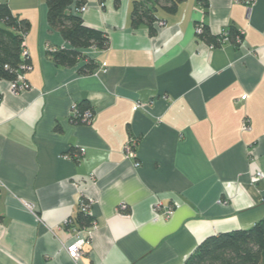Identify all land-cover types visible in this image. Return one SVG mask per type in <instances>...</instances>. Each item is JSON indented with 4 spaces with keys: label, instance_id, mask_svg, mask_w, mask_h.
I'll list each match as a JSON object with an SVG mask.
<instances>
[{
    "label": "crops",
    "instance_id": "crops-1",
    "mask_svg": "<svg viewBox=\"0 0 264 264\" xmlns=\"http://www.w3.org/2000/svg\"><path fill=\"white\" fill-rule=\"evenodd\" d=\"M0 2L30 21L32 65L28 90L0 81V264H185L207 237L264 218V176L253 181L264 175V0L159 8L155 34L132 26L135 0H85L84 24L109 45L73 67L52 58L71 45L45 0ZM198 24L228 38L214 47ZM88 60L97 67L82 74ZM83 102L94 119L74 123ZM131 138L139 167L124 152ZM82 200L88 227L72 221ZM93 225L71 258L67 246Z\"/></svg>",
    "mask_w": 264,
    "mask_h": 264
},
{
    "label": "trees",
    "instance_id": "trees-1",
    "mask_svg": "<svg viewBox=\"0 0 264 264\" xmlns=\"http://www.w3.org/2000/svg\"><path fill=\"white\" fill-rule=\"evenodd\" d=\"M185 0H135L131 23L134 28L146 26L155 34L156 12L159 8L174 12L178 4ZM48 6V22L52 29L61 32L71 48L58 49L51 53L58 66L73 67L81 60H86L83 50L108 48V36L99 30L84 24L80 14L74 8L85 4V0H45ZM31 29L29 20L14 14L7 3L0 2V81H15L17 71L23 63L22 51L25 36ZM239 31L231 26L228 36L235 40ZM199 37L212 46H220L223 36H213L208 27L203 25ZM31 64L30 59L27 61ZM97 67L88 60L80 69L82 74H89ZM2 95L0 93V103ZM89 104H80L81 110ZM80 227L92 225L93 219L80 212L72 220ZM185 264H264V218L249 229H237L207 237L189 257Z\"/></svg>",
    "mask_w": 264,
    "mask_h": 264
},
{
    "label": "built area",
    "instance_id": "built-area-1",
    "mask_svg": "<svg viewBox=\"0 0 264 264\" xmlns=\"http://www.w3.org/2000/svg\"><path fill=\"white\" fill-rule=\"evenodd\" d=\"M254 0H246L247 5L253 4ZM87 6L81 5L80 7L75 8V13L81 14L84 11H86ZM197 35H201L203 33V24H198L196 28ZM224 40H226L228 37L226 34H223ZM22 58L23 63L21 64L19 71H17V79L15 81L10 82L11 88L13 92L19 93L23 92L25 90H28L30 88V84L25 79V72H28L32 69V65L28 64L27 61L30 59L29 52L27 51L24 42H23V51H22ZM140 106V105H139ZM95 112L93 109L88 108L86 110H81L80 105L78 103H74L71 107V121L74 123H82V124H88L91 123L94 119ZM243 130H249L250 125L249 122L246 120L243 123ZM136 146H137V140L134 138L129 139L127 144L125 145L124 152L126 154L127 159L136 160L135 166L139 167L141 165L140 161L138 160V155L136 152ZM85 148H80V153H85ZM65 158H71L69 155H65ZM263 173L261 171L256 172L253 181L258 182L260 179L263 178ZM0 191H1V184H0ZM30 207V205H28ZM161 205H158L160 207ZM121 210H126L127 205L122 204ZM173 208V209H172ZM81 209L84 213H87L89 211V203L85 200L81 201ZM174 207H168L165 211L167 214L166 216H169L173 213ZM93 228L95 226L93 225L92 228H89L86 231L87 236H85L82 232H78L77 235L74 237L73 241L67 246V251L71 258L78 259L83 251V247L86 243H89V239L92 236ZM85 232V231H83Z\"/></svg>",
    "mask_w": 264,
    "mask_h": 264
}]
</instances>
